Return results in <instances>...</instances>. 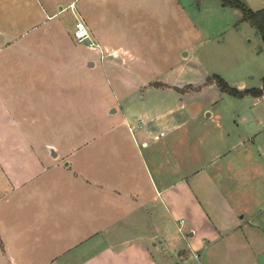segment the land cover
Wrapping results in <instances>:
<instances>
[{
	"label": "crops",
	"instance_id": "obj_1",
	"mask_svg": "<svg viewBox=\"0 0 264 264\" xmlns=\"http://www.w3.org/2000/svg\"><path fill=\"white\" fill-rule=\"evenodd\" d=\"M204 1L218 3L209 9L227 31L242 19L220 0ZM241 1L264 10L255 9L256 0ZM67 14L76 15L69 26ZM228 15L238 19L226 28ZM116 17L128 48L123 52L110 44L120 38ZM78 18L89 27L93 46L75 40ZM165 19L182 31L179 53L195 51L202 40L180 0H0V264H189L200 252L215 264L221 248L231 254L228 261L240 254L256 259V232L210 176L188 173L168 183L144 153L161 132L179 131L193 117L178 104L161 116L129 107L139 100V108L147 107L151 95L180 88L160 83L145 59H163ZM49 23L48 35L36 36ZM251 29L258 52L264 51L261 35ZM119 67L137 76L135 84L110 93L102 106L91 103L93 115L83 117L78 94L94 88L99 72ZM135 120L143 129L133 130Z\"/></svg>",
	"mask_w": 264,
	"mask_h": 264
},
{
	"label": "rangeland",
	"instance_id": "obj_2",
	"mask_svg": "<svg viewBox=\"0 0 264 264\" xmlns=\"http://www.w3.org/2000/svg\"><path fill=\"white\" fill-rule=\"evenodd\" d=\"M180 1L192 17L198 30L197 39L202 42L195 51L185 50L179 53V48L175 47L182 41V31L172 21L165 19L163 59H155L149 54L145 57L149 60V72L156 74L160 83H171L180 88L177 93L161 91L156 98L151 95L147 107L137 106L141 100L137 105L129 107L137 114L150 110L154 115L161 116L168 108L178 104V107L185 106L191 112L193 117L185 127L167 135L161 132L163 138H159L160 141H149L144 153L154 166L159 167L158 173L161 172L168 183L176 184L186 178L188 173L210 176L227 195V200L239 210L243 224L251 232H256L253 234L254 247L259 246L252 249L254 254H258L254 262L246 261L247 258H243L242 254L239 260L228 261L231 254L227 253L226 248H221L222 256L215 264H264V98H258V101L252 96L237 98L223 93L216 82L211 84V79L219 76L236 89L242 83L246 84V89H261L264 79V51L258 52L255 38L246 31L252 30L250 23H243L241 19L228 15L226 28L228 23L238 19L235 29L227 31L225 26L220 25V19L209 9V4L218 3L204 0ZM258 2L256 0L255 9L264 6ZM74 5L72 11L76 9V4ZM65 17L67 26L76 21V15L67 14ZM116 19L115 30L120 33V38L117 35L110 44L123 52L128 48L124 41L123 26L117 17ZM50 28V23L40 25L36 36L48 35ZM240 28H244V35L237 41ZM62 31L64 33L66 28L54 29L52 36H60ZM170 49L171 52L176 49L174 55L169 53ZM148 65L146 64L145 69ZM127 74L121 67L109 73L99 72L94 78V88L78 94V100L84 101V104L78 102L84 108L83 117L93 115L91 103L94 106L100 103L102 106L110 99V93L118 95L120 88L123 92L125 87L128 89L127 85L133 86L137 76L130 74L128 77ZM191 84L197 86L194 88ZM139 96L144 97V92ZM170 96L175 98L172 104L166 100ZM153 103H158L157 108ZM184 116L180 113L175 115L179 119ZM138 121H133V130L143 129L144 126ZM86 124L83 125L84 133L85 136H90L88 134L93 131L87 129ZM179 139H182L180 141L183 144L179 143ZM156 152H163V155L158 156ZM178 152L180 156L175 157ZM178 166L182 171H178ZM154 174L158 177L155 170ZM199 255L200 259L194 257L189 264H209L202 252ZM179 264L188 263L180 261Z\"/></svg>",
	"mask_w": 264,
	"mask_h": 264
},
{
	"label": "trees",
	"instance_id": "obj_3",
	"mask_svg": "<svg viewBox=\"0 0 264 264\" xmlns=\"http://www.w3.org/2000/svg\"><path fill=\"white\" fill-rule=\"evenodd\" d=\"M225 7H231L238 9L242 13L243 22H248L253 28H255L261 35L264 41V10L254 11L250 9L245 3L241 0H220ZM212 80V81H211ZM211 83L216 82L218 87L223 93L235 96L237 98H244L246 96H252L254 98L264 97V79L263 87L261 89H246L239 90L231 87L224 79L219 76H214L211 79Z\"/></svg>",
	"mask_w": 264,
	"mask_h": 264
},
{
	"label": "built area",
	"instance_id": "obj_4",
	"mask_svg": "<svg viewBox=\"0 0 264 264\" xmlns=\"http://www.w3.org/2000/svg\"><path fill=\"white\" fill-rule=\"evenodd\" d=\"M71 8H75V5L72 4ZM74 38L79 44L94 45L92 41V33L82 18H78L77 20V28L74 32Z\"/></svg>",
	"mask_w": 264,
	"mask_h": 264
}]
</instances>
